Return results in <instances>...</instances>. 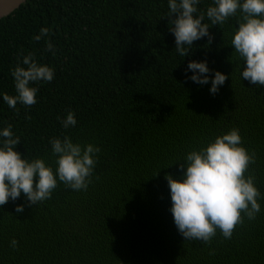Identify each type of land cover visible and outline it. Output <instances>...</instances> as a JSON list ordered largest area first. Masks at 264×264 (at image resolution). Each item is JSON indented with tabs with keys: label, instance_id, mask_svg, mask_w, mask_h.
Masks as SVG:
<instances>
[{
	"label": "trees",
	"instance_id": "16d2710c",
	"mask_svg": "<svg viewBox=\"0 0 264 264\" xmlns=\"http://www.w3.org/2000/svg\"><path fill=\"white\" fill-rule=\"evenodd\" d=\"M0 264H264V0L0 19Z\"/></svg>",
	"mask_w": 264,
	"mask_h": 264
},
{
	"label": "water",
	"instance_id": "95a60500",
	"mask_svg": "<svg viewBox=\"0 0 264 264\" xmlns=\"http://www.w3.org/2000/svg\"><path fill=\"white\" fill-rule=\"evenodd\" d=\"M26 0H0V19L10 15Z\"/></svg>",
	"mask_w": 264,
	"mask_h": 264
}]
</instances>
